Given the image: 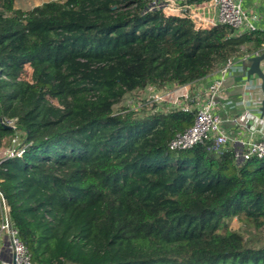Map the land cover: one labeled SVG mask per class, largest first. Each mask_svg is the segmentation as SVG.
Listing matches in <instances>:
<instances>
[{"label":"trees","instance_id":"16d2710c","mask_svg":"<svg viewBox=\"0 0 264 264\" xmlns=\"http://www.w3.org/2000/svg\"><path fill=\"white\" fill-rule=\"evenodd\" d=\"M146 3L0 0V119L14 125L0 122V149L22 140L0 160L11 223L34 264H264V159L170 150L189 111L113 110L254 53L264 31L195 29Z\"/></svg>","mask_w":264,"mask_h":264},{"label":"built area","instance_id":"2783aa9c","mask_svg":"<svg viewBox=\"0 0 264 264\" xmlns=\"http://www.w3.org/2000/svg\"><path fill=\"white\" fill-rule=\"evenodd\" d=\"M154 10L165 17L188 19L195 29H208L222 24L238 33L256 30L254 16L242 7L241 0H147L142 13ZM251 55L244 54L227 59L219 68L220 75L204 90L189 84L175 85L166 91L147 88L150 92L147 101H161L166 104L165 107L155 109L151 106L152 111L164 113L179 109L193 114L192 123L184 130L174 133L168 140L167 146L170 150H182L198 144H206L208 149L216 153L231 152L237 163L252 157L264 159V123H260V127L254 129L248 138L238 139L222 129L220 115L214 111L215 98L224 90V73L229 68L244 70L247 57ZM175 90L179 91L175 97H171V93ZM138 93H141V90ZM0 122L14 127L12 120L4 123L0 119ZM0 203V264H34L30 252L11 223L8 206L1 192Z\"/></svg>","mask_w":264,"mask_h":264},{"label":"crops","instance_id":"0c3cea01","mask_svg":"<svg viewBox=\"0 0 264 264\" xmlns=\"http://www.w3.org/2000/svg\"><path fill=\"white\" fill-rule=\"evenodd\" d=\"M241 5L254 16L253 22L256 29L264 31V0H241ZM256 52L260 53L261 49L254 53ZM260 64L264 69V62ZM246 68V63L244 70L229 68L224 73V90L215 98L214 111L220 115L222 129L238 139L248 138L254 129L260 127V123H264V115L260 111L262 93L258 80L256 75L247 76ZM219 75L218 68L205 78L189 85L198 86L204 90ZM178 91L171 93V97H175Z\"/></svg>","mask_w":264,"mask_h":264},{"label":"rangeland","instance_id":"374dc122","mask_svg":"<svg viewBox=\"0 0 264 264\" xmlns=\"http://www.w3.org/2000/svg\"><path fill=\"white\" fill-rule=\"evenodd\" d=\"M47 1H51V0H14L13 7L14 9L28 10L33 6L40 5ZM56 1H62V0H56ZM30 74H31V67L28 64H26L23 70L22 77L28 79L30 78ZM149 95L150 92L147 90V88L142 89L141 93H138L136 95L126 94L121 98V100L117 104L114 105L113 110L116 111L122 108H126L135 111L137 114L141 115L143 114V112L150 111L151 106H153V109L166 106V104L161 101L159 102L147 101ZM14 140H12L11 142L12 144L10 146L0 149V160L3 157L12 154V152L18 151L20 149L22 143L21 138L19 139V137H17L14 138ZM229 227L239 231L240 233H243L244 235L246 234V227H244V224L239 219L232 218L229 222ZM248 234L257 236L252 233V230L248 232ZM257 234H259V236H262V238L264 239V232H257Z\"/></svg>","mask_w":264,"mask_h":264},{"label":"water","instance_id":"95a60500","mask_svg":"<svg viewBox=\"0 0 264 264\" xmlns=\"http://www.w3.org/2000/svg\"><path fill=\"white\" fill-rule=\"evenodd\" d=\"M261 62H264V50H262L260 53L253 54L247 57V68L245 72L247 76L256 75V78L258 80V86L262 93V97L260 100V111L261 114L264 115V69L261 67ZM0 192L2 194V197L4 198L5 204L7 205L5 196L1 189Z\"/></svg>","mask_w":264,"mask_h":264}]
</instances>
